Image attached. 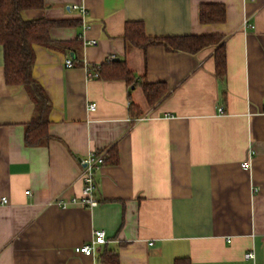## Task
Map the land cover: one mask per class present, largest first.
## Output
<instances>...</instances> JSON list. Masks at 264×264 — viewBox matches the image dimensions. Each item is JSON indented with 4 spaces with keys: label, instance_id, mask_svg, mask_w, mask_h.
<instances>
[{
    "label": "crops",
    "instance_id": "crops-1",
    "mask_svg": "<svg viewBox=\"0 0 264 264\" xmlns=\"http://www.w3.org/2000/svg\"><path fill=\"white\" fill-rule=\"evenodd\" d=\"M214 3L225 21L199 23L200 6ZM22 15L74 24L34 48L32 73L52 104L41 146L25 145L34 104L6 84L0 45V264H106L105 254L118 264H264V0H45ZM135 21L149 38L221 35L226 74H217L216 46L126 52L125 25ZM113 57L168 94L149 106L140 87L89 78L86 65ZM131 103L142 117H131ZM90 154L107 161L96 207L79 202ZM96 231L107 242L76 252Z\"/></svg>",
    "mask_w": 264,
    "mask_h": 264
},
{
    "label": "trees",
    "instance_id": "trees-1",
    "mask_svg": "<svg viewBox=\"0 0 264 264\" xmlns=\"http://www.w3.org/2000/svg\"><path fill=\"white\" fill-rule=\"evenodd\" d=\"M45 0H0V45L4 52V74L8 86H19L27 91L34 104L32 120L25 126V145L30 147L41 146L51 139L49 114L52 104L45 92L33 76L35 63L34 48L37 45L50 46V31L53 27L68 26L73 21H51L44 18L27 20L23 18V11L43 8ZM199 23H222L226 19V9L222 4H202L199 8ZM124 41L126 52L132 49L146 50L151 45H162L168 52H182L195 54L207 47H217L215 50V66L217 74L223 77L226 74L227 56L224 47V38L221 35L200 36H171L149 38L143 22H127L125 25ZM82 65L83 64H78ZM97 70V79L108 81L122 80L127 85L140 87L149 106L156 105L164 98L169 88L162 82L149 83L145 79L137 80L135 73L130 70L126 60L110 58L100 66H91ZM129 114L133 119L142 117L143 111L134 103L129 106ZM108 163H119L118 148L109 150ZM107 161L105 160V163ZM101 262L118 264L117 256L105 254ZM174 264H191L189 258H177Z\"/></svg>",
    "mask_w": 264,
    "mask_h": 264
},
{
    "label": "built area",
    "instance_id": "built-area-1",
    "mask_svg": "<svg viewBox=\"0 0 264 264\" xmlns=\"http://www.w3.org/2000/svg\"><path fill=\"white\" fill-rule=\"evenodd\" d=\"M73 9H80L78 6H72ZM86 10L84 7H82L80 9V13L85 14ZM85 29H87V26L84 25L83 26ZM89 44L95 45L96 42H89ZM65 66L67 68L69 67H73L74 66V61L72 58H69L66 62H65ZM86 71L88 72V76L90 79H97L99 76V73L97 72V70H92L89 66H85ZM96 109V105L92 104L90 105L89 110L90 111H94ZM223 108H219V112H222ZM105 164V159H103L102 156H96L94 154H90L88 155L83 161H82V165H83V169L81 171V175H82V181H83V193H82V197L79 198V202L80 204H82L83 206H90V207H96L99 205V203L96 200L95 197V193H96V172L101 168V166ZM250 162L248 163H243V168H248ZM75 202V200H73ZM4 203H7V199L4 198L3 199ZM107 242L106 239V233L104 231H96L95 232V238L93 239V241L91 243H89L88 245H82V246H78L76 247L75 251L81 254H84L86 256L89 255H94L96 253V245H104V243ZM153 243H149V245H152ZM245 258L247 259H251L253 258V253H249L247 255H245Z\"/></svg>",
    "mask_w": 264,
    "mask_h": 264
}]
</instances>
